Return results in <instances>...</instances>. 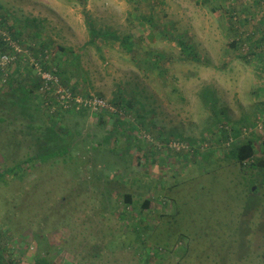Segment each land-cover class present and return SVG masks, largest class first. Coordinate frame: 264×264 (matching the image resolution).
<instances>
[{"label":"rangeland","instance_id":"obj_1","mask_svg":"<svg viewBox=\"0 0 264 264\" xmlns=\"http://www.w3.org/2000/svg\"><path fill=\"white\" fill-rule=\"evenodd\" d=\"M88 24L109 34L91 40ZM263 34L264 0H0V249L9 262L45 252L53 264H264V188L248 184L264 166ZM15 68L59 83L40 77L22 102L5 86ZM58 73L70 75L64 85ZM80 99L94 106L84 116ZM59 107L67 111L47 114ZM111 113L127 124L94 152L91 137L103 139ZM50 117L74 138V158L26 161ZM247 142L243 169L223 159ZM85 158L97 169L87 172Z\"/></svg>","mask_w":264,"mask_h":264},{"label":"trees","instance_id":"obj_2","mask_svg":"<svg viewBox=\"0 0 264 264\" xmlns=\"http://www.w3.org/2000/svg\"><path fill=\"white\" fill-rule=\"evenodd\" d=\"M88 26H89V33L91 35V40H94V38H96L98 35L104 36V35L109 34L107 32H105L103 34L102 31H101V33H99L97 31V29L94 28L92 25L88 24ZM263 39H264V34H263ZM126 44L127 43L123 42V46H125ZM177 44L181 47V51L183 54L188 55V57L192 60H194V59L198 60L197 55L193 51L192 45H189L186 41H180V40L177 41ZM232 44H234V46H235L236 44H239V43L233 42ZM232 44H231V46H232ZM3 45H5L7 47V45L1 41L0 42V48L3 47ZM127 47L128 48L130 47L129 43L127 44ZM60 51L66 52L68 50L64 49L63 47H60ZM6 53H7V51H4V50H2V52H1V54H6ZM8 53H12V52L9 51ZM72 59H76V57L75 58L71 57L69 59L66 58L65 61L69 65L70 63H72L71 62ZM21 72H22V70H21ZM24 73H25V71H24ZM58 75H59V73H58ZM1 76H2V73L0 72V77ZM32 76L29 73H28V75H23V74L21 75L20 69L15 68V70L11 74L6 76V79H5L6 85L5 86H7V89H9L12 92H15V91L18 92L20 94L19 99H21L22 102L27 101V100H29L30 95H33L35 93V91L40 87V82H41V81L39 82V78H40L39 76H37V77L34 76L35 78H37V80H35L34 77L32 78ZM59 76L61 77L62 84L64 85L69 80L70 75H64V74L60 73ZM66 88H67L68 92L71 91L73 93H76L74 91V88H71V87L69 88L68 86ZM12 92H10V93H12ZM12 95L14 96L15 94L12 93ZM70 100H71V98H70ZM70 100H68V102ZM83 105H80V107ZM71 108H74V107L71 106ZM66 109L67 108L59 107L57 109V111L53 110V111L47 112V114L52 115V116H54L56 113H60V112H62V114H63V112L67 111ZM87 110H89L88 107L83 106L79 109L77 114L79 113L80 115L84 116L87 114V112H86ZM105 111L106 110H104L103 112H105ZM103 112H101V114H99V116L100 115L102 116V114H104ZM52 119H54V118H51V117L48 118L47 123L51 122V124L46 125L44 127V130L41 132V135L37 136V138L35 140L37 142L35 145H36V149H37L38 153H36V155H34L33 157L27 158L26 161L36 159L38 161L40 160V162H44L49 157H53V158L56 157V154H57V156L63 157V160H62L63 163H65L67 160L69 161L72 158H74V153L72 150H70L71 146H72L71 143H72V140L74 138H71L70 133L66 130L64 131V129L58 125L57 120L55 121ZM100 121H102V118ZM100 121H99V123H101ZM109 123H112V128L109 130H104L103 133H101V135L103 137L102 140H96L95 138H93V137H95V134H93L94 136L91 137L92 139L90 141V146H89L90 150H92L94 152H98L101 149V147H103V145H106L108 140L115 138V136L117 135V131H118L119 127L125 126L127 124V121H125L123 118L119 117L118 115L111 113ZM140 124L144 125L143 120H141ZM128 129H129V131H134L137 128L135 126H133V127H129ZM76 133H75V135H76ZM124 133L125 132H123L122 135H124ZM86 135L88 138L91 136V134H86ZM176 136H179V135H176ZM68 137H69V139H68ZM181 139H183V138L181 137ZM183 140L189 142L191 145H193V143L195 142L194 139L186 138ZM251 143L252 142H247L245 145H238V146H234V147L232 146V148H229L228 150L225 151V154H223L224 155L223 159L229 160L230 162H234V164L240 165V169H243V163L247 159H249V157L252 155ZM59 145H62V146L64 145V146L59 147ZM260 145L264 149V138H262L260 140ZM85 153L86 152H84V154ZM59 154H61V155H59ZM83 157L84 156L82 155L80 158H83ZM87 158H88V156H87ZM87 158H85L87 163L85 164L84 167L86 169L89 168V170H87V172L90 173L91 170L93 171V170L97 169V167L94 165H91L90 162H88L89 159H87ZM202 165H203L204 170L200 174L201 176L205 175L207 163H204ZM249 165H250L249 168H254L252 164H249ZM261 166H263V165L261 164ZM111 169L112 168L108 167V166H106V168H101L100 170L103 171L102 176L108 177L111 173ZM212 170L216 171L217 169L216 170L212 169ZM258 170L259 171L257 172V174L260 177L254 178L253 180H250L251 183L250 182L248 183L251 186L259 184V187L255 188V189H257L255 191V193H257L258 190L260 191L262 188H264V182L262 183L260 181L261 174L264 173V166L261 170L260 169H258ZM75 171L78 172L79 169L76 167ZM263 181H264V179H263ZM150 200L151 199L149 198V200L144 201V203H143L144 209H147L149 207ZM125 203H126V205H125L126 207H128V206L132 207L134 205L132 200H126L125 199ZM135 227H136V233H137L138 226L135 225ZM53 263H54L53 261H49L48 254L45 255V252H44V256L34 259L31 264H53ZM0 264H11L9 262L8 258L1 251V249H0Z\"/></svg>","mask_w":264,"mask_h":264},{"label":"built area","instance_id":"obj_3","mask_svg":"<svg viewBox=\"0 0 264 264\" xmlns=\"http://www.w3.org/2000/svg\"><path fill=\"white\" fill-rule=\"evenodd\" d=\"M1 59H2V60H6V59H7V55L2 56ZM54 73H55V72H54ZM54 73H53V74H54ZM38 76L41 77V80H42V86H43V85H44V86L52 85L51 83H52L53 80H55L56 82L59 83V81H58V79H57V77H56L55 75H51V77H49L50 74H46V73H45V74H41V76H40V75H38ZM60 92H61V91H60ZM69 95H70V96H67V98H66V101H67V102H68V100H70V98H71V100L73 99L72 94L69 93ZM61 99L64 100V99H65L64 96H61ZM58 102L61 103V100H58ZM67 102H66V103H67ZM61 104H65V103H61ZM83 104H84V105H83ZM80 105L86 106V107H88V108H90V107L94 108V106H91L90 104H89V105L86 104V99H80L78 106H80ZM83 106H82V107H83ZM99 106H101V105H99Z\"/></svg>","mask_w":264,"mask_h":264}]
</instances>
